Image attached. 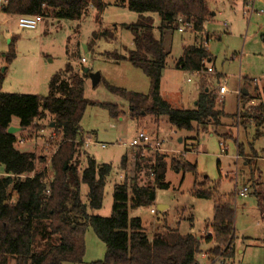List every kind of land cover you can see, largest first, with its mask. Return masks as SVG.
I'll use <instances>...</instances> for the list:
<instances>
[{"label": "rangeland", "instance_id": "374dc122", "mask_svg": "<svg viewBox=\"0 0 264 264\" xmlns=\"http://www.w3.org/2000/svg\"><path fill=\"white\" fill-rule=\"evenodd\" d=\"M111 1L105 0L107 4ZM241 1L211 0L210 10L216 16L213 17L214 22L206 24L202 32H194L180 23L178 26L184 33L178 32V26L175 30L166 32L171 54L161 80V98L174 109L193 110L196 108L199 92L209 89L216 93L217 109H224L230 115L236 113L232 125L230 118L224 116L222 128L196 127L192 132L178 131L165 116L131 119L127 101L110 90L119 88L143 95L150 92V79L141 69L128 61L117 60V56L125 55L133 49V35L126 26L135 23L138 14L127 8L109 6L100 15L91 7L79 21L46 18L37 30H24L20 28L17 18L0 13V75L4 77L3 93L46 97L49 95L51 80L70 65L73 73L80 76L88 70L84 78L86 101L116 105L125 112L124 117L112 119L107 110L90 105L81 122L83 140L90 138L92 144L88 148L84 144L78 147L76 162L79 172L84 170L87 158L90 157L99 164L112 167V173L106 182L103 206L100 210L88 209L91 216L109 218L112 214L115 185L127 180L131 183V176L136 177L141 186H154L155 176L150 169L159 154L167 156L164 183L169 184V188H156L152 207L129 210L130 218L142 220L150 239L165 232L166 228L176 230L181 235H194L199 239L207 237L212 233L205 229L206 223L212 220L217 202L233 197L234 257L231 260L220 258L209 262L207 254L215 244L203 242L200 264H264V161L255 160L256 157L264 159V128L261 130L262 136L256 137L253 126L244 131L241 123L237 122L240 91L242 104V79H246L244 85L247 90L251 89L250 95L255 97V106L259 104L258 98L262 97L264 14L244 15L246 8ZM254 10L264 11V1H258ZM151 16L154 19L155 36L159 37V18L157 15ZM224 24L229 26L228 30ZM191 34L195 36L197 45L203 44L208 48L212 63L207 64V67H213L212 74L206 70L193 73L175 69L174 64L182 55L183 46L191 44L190 40L194 38ZM11 46H14L16 58L8 64L6 56ZM82 59L86 60L85 65ZM219 74L227 77L229 89L222 101L223 105L217 95ZM70 75V72L66 73L67 78ZM96 75L100 76V81L94 85L93 77ZM51 121L52 118L48 116L41 123L37 121V126L16 134L17 149L44 158V162L37 164V172L46 169L48 179L52 177L50 160L56 150L54 141L59 140L58 137L50 139L53 134L49 127ZM18 123L14 119L13 127L18 128ZM42 129H45L44 134L39 133ZM144 130L162 142L164 152L158 154L149 151L143 157L141 152L125 148ZM23 138L30 141L20 144L19 140ZM100 144H105L106 148H102ZM221 144H224V148ZM240 146L243 154L239 151ZM223 149L225 153L222 152ZM125 155L128 158L139 156L140 171H136V164L131 162H127L125 169L121 168V160ZM237 155L240 156L239 160L235 158ZM172 158L196 165V173L173 171L170 168ZM243 162L252 165L245 167ZM204 181H207L204 189L213 193L211 199L195 196L199 189H203L201 184ZM243 188L248 190L247 197L236 196L237 191ZM87 194L88 187L81 185L84 204H87ZM159 206L166 209L161 212ZM151 210L156 213L152 214ZM105 255V244L96 236L93 228L89 227L85 234L82 264H99L104 261ZM203 255H206V260H203Z\"/></svg>", "mask_w": 264, "mask_h": 264}, {"label": "trees", "instance_id": "16d2710c", "mask_svg": "<svg viewBox=\"0 0 264 264\" xmlns=\"http://www.w3.org/2000/svg\"><path fill=\"white\" fill-rule=\"evenodd\" d=\"M211 0H10L3 13L11 17L41 16L43 19L79 21L94 8L102 15L107 7L127 8L138 14V20L126 28L133 35V49L117 60L128 61L141 69L150 79L148 95L110 88L111 92L127 101L129 117L141 120L147 116L167 117L178 131L192 132L196 127L221 126L222 112L217 109V96L213 90H203L193 110L174 109L161 98V80L167 66L168 54L164 49V35L175 30L178 20L192 25V31L202 32L213 19ZM157 15L159 37L155 36L154 19ZM16 58L14 46L6 56L10 64ZM211 54L203 44L187 47L176 67L188 72L207 71ZM70 72V78L66 73ZM73 73L67 65L49 85V95L28 96L2 92L4 77L0 75V264H82L85 256V234L92 227L105 244V259L99 264H200L202 244H215L209 250L208 260L232 259L235 240V212L232 198L217 202L212 220L206 223L205 238L181 235L176 230L166 231L150 239L140 218H130L129 210L150 208L154 205L156 188L168 189L164 183L167 163L165 155H157L151 166L155 185L141 186L136 177L114 187V202L109 218L91 216L90 210H100L112 167L87 158L80 173L76 162L78 147L83 142L81 122L88 106L108 111L112 119L124 117L125 112L116 105L89 103L84 96V78ZM255 97L245 96L242 104ZM257 106L245 109L241 126H253L256 137L264 128V93ZM52 121L49 127L59 140L54 141L55 153L50 160L52 177L46 169L37 172V164L44 162L31 152L16 148L17 135L8 133L17 119L21 134L32 128L34 122ZM239 151L243 154L240 146ZM123 156L121 168L127 162L136 164L139 156ZM137 158V159H136ZM131 159V160H130ZM170 168L176 172L196 173V165L183 159L172 158ZM33 175V176H32ZM88 187L87 204L81 199V185ZM207 181L201 184L195 196L213 198L206 191Z\"/></svg>", "mask_w": 264, "mask_h": 264}, {"label": "built area", "instance_id": "2783aa9c", "mask_svg": "<svg viewBox=\"0 0 264 264\" xmlns=\"http://www.w3.org/2000/svg\"><path fill=\"white\" fill-rule=\"evenodd\" d=\"M10 0H0V13L3 12L4 8L8 5ZM244 2H246L247 4V14H252V13H257L258 15H263L264 11H255V4L258 1H264V0H243ZM17 20L19 22V26L20 28L24 29V30H37L38 27L40 26V24L43 22V18L41 16H19L17 17ZM178 23H180L181 25H184L190 29H192V25L189 23H186L183 19H179ZM225 27L228 28V25L225 24ZM179 32L182 33L184 32V30L182 28L179 29ZM206 47V45H205ZM82 63L83 65H85L87 62L85 59H82ZM208 73H213V69L212 68H208L207 69ZM201 73V72H200ZM229 93V89L227 88V80H223L222 85H219L218 89H217V95L219 98L220 103H222L224 97ZM240 94L241 91L239 92V105H238V113H237V122L238 124L241 123L242 121V114L245 111V109H250L251 107H254L255 104V100H252L249 103V107H247V105H244L243 107H241V101H240ZM260 103V101H259ZM33 126H37L36 122H34ZM53 131V130H52ZM41 134L45 133V129L40 130ZM56 137L55 132L53 131V134L50 136L51 140H54ZM30 140H26L25 138L19 140L20 144H26L28 143ZM82 144H84V146L86 148L89 147L90 144H92V140L90 138H86L83 140ZM102 148H106L105 144H100ZM221 146L224 148V144H221ZM163 144L162 142H160L157 139H154V136H152L148 131L144 130L141 131L137 134V136L131 141V143L129 145H125V148L127 149H133L135 151L141 152L143 157H145L146 153L149 151H154L156 153H160V152H164L163 149ZM223 153H225V150L223 149L222 151ZM55 153V152H54ZM236 160L240 159V156L237 155ZM33 176V175H32ZM247 188H243L242 190L237 191L236 196L240 197V198H246L247 197ZM152 214H155L156 211L155 210H151ZM203 259H206V255L202 256Z\"/></svg>", "mask_w": 264, "mask_h": 264}, {"label": "crops", "instance_id": "0c3cea01", "mask_svg": "<svg viewBox=\"0 0 264 264\" xmlns=\"http://www.w3.org/2000/svg\"><path fill=\"white\" fill-rule=\"evenodd\" d=\"M242 3H243V5L245 6V8H246V10L245 11H243V13H244V15H246L247 14V4H246V2H244L243 0L241 1ZM235 6V5H234ZM3 13V12H2ZM215 16H216V13H214V18H215ZM14 18H17V17H14ZM214 18H213V20L212 21H210V22H207L206 24H208V23H213L214 22ZM45 19H43V21H44ZM6 22H7V20H6ZM43 23V22H42ZM41 23V24H42ZM205 24V25H206ZM205 27V26H204ZM224 27H225V24H224ZM39 28V27H38ZM228 28H229V26H228ZM228 28H226L225 27V29L226 30H228ZM179 29H180V27L178 26L177 27V30H178V32H179ZM169 32V31H168ZM182 33H184V32H182ZM194 38H191V40H190V42H191V44L190 43H188V44H186V45H184L183 46V51H182V55L179 57V58H181L182 56H183V53H184V50H185V48H187V47H191V46H194V45H196V46H198L197 44V40L195 39V36L193 35V34H191ZM168 38L169 37H167V35H166V33H165V35H164V49H165V52L168 54V57H169V55L171 54V45H170V43L168 42ZM192 39H194L193 40V42H192ZM206 40H208V38L206 39ZM178 58V59H179ZM168 59V58H167ZM177 59V60H178ZM177 60H176V62H177ZM176 62H175V64H174V67H175V69L176 70H178V71H183V70H181V69H179V68H177L176 67ZM209 63L208 64H210L211 65V63H212V56H211V60L210 61H208ZM208 68H213L212 66H209V67H207V69ZM166 69V68H165ZM165 69H164V71H163V73L165 72ZM208 73V72H207ZM210 74H212V73H210ZM218 76V78H219V80H218V84L219 85H222V82H223V80H227V77H224L223 75H221V74H219V75H217ZM162 77H163V75H162ZM244 80H246V79H242V81H241V85H240V90H242V92H243V90H247V86H245L244 85ZM253 87L254 86H252V89H253ZM209 90V89H208ZM251 90V89H250ZM250 90H247L248 91V93L250 94ZM261 96H263V93H264V87L261 89ZM200 93L201 92H199V95H200ZM199 95H198V98H199ZM250 102V100H248V103ZM195 105H197V102L195 103ZM221 105H223V103L221 104ZM218 110H220V109H218ZM221 112H222V118H221V126H220V128H222V126H224L223 125V117L224 116H227V117H229L230 118V120H231V125L232 124H234V120H235V117H236V113H234V114H232V115H230V114H227L225 111H224V109H221L220 110ZM17 125H19V123L17 124ZM13 126V125H12ZM247 128H249V127H247ZM247 128H243L244 129V131H247ZM224 136V135H223ZM27 152H29V151H27ZM255 155V154H254ZM252 156V155H251ZM250 158H252V157H250ZM255 160H261V161H264V159H259L258 157H256V159ZM250 162H252V163H254L253 161H250ZM233 163V162H232ZM252 163H251V165H252ZM243 164H244V166L245 167H250L251 165H250V163L249 162H243ZM250 169V168H249ZM0 175H3V170L2 169H0ZM166 209V208H165ZM164 209V210H165ZM203 260H206V259H203ZM208 260V259H207ZM228 260H231V259H228ZM210 262V261H209ZM228 263V262H227ZM227 263H225V264H227Z\"/></svg>", "mask_w": 264, "mask_h": 264}, {"label": "water", "instance_id": "95a60500", "mask_svg": "<svg viewBox=\"0 0 264 264\" xmlns=\"http://www.w3.org/2000/svg\"><path fill=\"white\" fill-rule=\"evenodd\" d=\"M88 72V70H85L83 73H87ZM99 81H100V76L99 75H96V76H94L93 77V84L94 85H97L98 83H99ZM243 94L245 95V96H248L249 95V93H248V91L247 90H243ZM21 132V129L18 127V128H16V127H10L9 128V130H8V133L9 134H12V135H16V134H18V133H20ZM164 209H165V207H163V206H159V210L161 211V212H163L164 211Z\"/></svg>", "mask_w": 264, "mask_h": 264}]
</instances>
